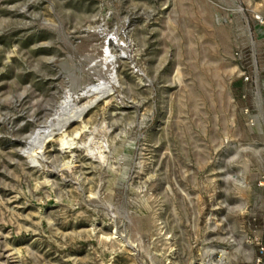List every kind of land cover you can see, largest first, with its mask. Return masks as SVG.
Listing matches in <instances>:
<instances>
[{
    "label": "rangeland",
    "instance_id": "obj_1",
    "mask_svg": "<svg viewBox=\"0 0 264 264\" xmlns=\"http://www.w3.org/2000/svg\"><path fill=\"white\" fill-rule=\"evenodd\" d=\"M260 79L264 0H0V264H252Z\"/></svg>",
    "mask_w": 264,
    "mask_h": 264
},
{
    "label": "bare ground",
    "instance_id": "obj_2",
    "mask_svg": "<svg viewBox=\"0 0 264 264\" xmlns=\"http://www.w3.org/2000/svg\"><path fill=\"white\" fill-rule=\"evenodd\" d=\"M104 56L102 60V63L104 64V66L108 63V64H112L114 62L115 57L113 55L110 54L109 49L106 47L105 52H104ZM114 75V74H113ZM114 78V77H112ZM113 81V80H112ZM116 81V80H115ZM110 83V82H109ZM112 85V84H111ZM89 88H98V89H105V93L104 94H108L109 92H111L110 86L107 84L102 85V84H98L97 86H92ZM92 90V89H91ZM91 94V93H90ZM111 94V93H110ZM87 97V96H86ZM107 97V96H106ZM98 97H93L92 99L86 100L85 103L77 106L76 99L77 97L73 96V94L69 91H67L64 94L63 100L60 101L59 107L60 108H64L67 109L68 112L66 113V116H62L60 118V125L57 128L58 130L63 129L68 122H70L73 119H80L81 115L85 112V110L97 99ZM100 98V97H99ZM61 116V115H60ZM41 132V130H38L35 133V136L39 135V133ZM53 134V130L51 129L48 133V136ZM62 144H67V145H73L74 143L72 142V140H62L61 141ZM72 147V146H70Z\"/></svg>",
    "mask_w": 264,
    "mask_h": 264
},
{
    "label": "crops",
    "instance_id": "obj_3",
    "mask_svg": "<svg viewBox=\"0 0 264 264\" xmlns=\"http://www.w3.org/2000/svg\"><path fill=\"white\" fill-rule=\"evenodd\" d=\"M248 91L252 95V103L260 107L262 111V108H264V79L255 81L253 86L249 87Z\"/></svg>",
    "mask_w": 264,
    "mask_h": 264
},
{
    "label": "built area",
    "instance_id": "obj_4",
    "mask_svg": "<svg viewBox=\"0 0 264 264\" xmlns=\"http://www.w3.org/2000/svg\"><path fill=\"white\" fill-rule=\"evenodd\" d=\"M258 247V252L253 259L252 264H264V245H261L259 242H256Z\"/></svg>",
    "mask_w": 264,
    "mask_h": 264
}]
</instances>
